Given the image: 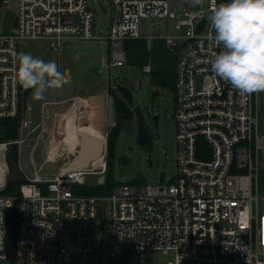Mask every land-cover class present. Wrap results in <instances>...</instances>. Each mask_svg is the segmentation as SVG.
Here are the masks:
<instances>
[{"label": "built area", "instance_id": "obj_1", "mask_svg": "<svg viewBox=\"0 0 264 264\" xmlns=\"http://www.w3.org/2000/svg\"><path fill=\"white\" fill-rule=\"evenodd\" d=\"M13 1L14 31L0 32V120L20 115L18 41L46 40L55 52L66 41L105 43L112 49L105 63L111 69L125 65V41L159 38L141 34L143 20L176 17L169 0H97L108 12V30L98 35L87 0ZM220 2L209 0L206 9L201 3L197 9L184 8L176 25L183 35L162 38L170 50L176 48L175 40L183 41L174 83V177L165 183L164 174L153 185L118 183L108 195H86L79 189L88 176H104L105 157L97 164L64 166L52 177L38 175L32 159L33 174L28 176L18 158V192L7 195L6 155L12 145L20 148L22 140L1 143L5 171L0 172V190L5 191L0 194V264H7L6 213L11 208L16 215L14 264H90L96 220H105L106 226L102 264H147L155 252L172 256L157 264H264V211L259 208L264 197L257 180L264 172V98L261 91L235 89L211 69L221 48L209 17ZM141 71L149 74L150 62ZM60 85L58 76L49 78L48 88ZM58 106L66 110L55 114L50 133L43 120L37 125L32 150L45 139L47 156L58 149L68 156L69 117L74 114L76 126L82 119V102L76 97L41 102L46 117Z\"/></svg>", "mask_w": 264, "mask_h": 264}, {"label": "rangeland", "instance_id": "obj_2", "mask_svg": "<svg viewBox=\"0 0 264 264\" xmlns=\"http://www.w3.org/2000/svg\"><path fill=\"white\" fill-rule=\"evenodd\" d=\"M209 0H200L201 9H206ZM87 6L93 13L94 30L98 35H104L108 30V12H103L99 7V1L87 0ZM184 8L197 9L198 4H193V0H169V9L174 12L175 19H145L141 22V34L152 37L158 35L159 38L170 36L173 38L183 35V30L176 29L178 20L182 17ZM15 2L8 1L6 5L0 7V30L2 32H13L15 25ZM150 27L147 32L146 27ZM147 44V42H146ZM183 41L175 40V49L179 50ZM147 50L155 52L157 45L149 42ZM18 53H31L37 56H60L66 68V74H58L64 82L61 88H47V95H39L37 89L31 87L27 96L30 102H41L44 100H61L72 94H81L78 87L85 86L88 82L97 79L106 81L108 73L114 81H119L121 86L129 88L132 92L134 103L137 105L140 115L147 120L149 132L152 135V145L149 151H144L136 143V115L131 122L121 130L113 152V162L111 168L113 183L137 182L136 184L153 185L158 183L159 176L165 174V183H168L175 175V124L173 118V91L166 86H155L150 82L149 75L141 71V68L127 65L121 68L108 70L103 65L111 60L112 49L105 43L98 41L79 42L68 41L62 44L60 52L53 51L48 41L21 40L17 43ZM169 50V47H167ZM181 54L187 51V47L182 48ZM172 54V53H171ZM170 58H173L172 55ZM167 66V65H166ZM56 75V74H52ZM50 75V76H52ZM49 76V77H50ZM88 80V82H86ZM114 87L113 81L110 82ZM118 84V85H119ZM264 98V91L261 90ZM157 125V126H156ZM50 128V124L48 125ZM88 136L91 137L89 134ZM40 148V147H39ZM42 149V148H41ZM68 156L69 153H68ZM16 157V156H15ZM34 164L38 170V175L52 177L62 166L63 160H49L43 162L40 151L33 155ZM149 158V161L147 159ZM151 163V166H149ZM96 176H88L83 186H91L95 183ZM259 196L264 197V172L260 171L257 176ZM7 195H16L15 187L12 186ZM260 211H264V202H260ZM105 220L94 222L91 229V253L90 264H102L106 252V226ZM147 264L160 263L172 260L171 253L163 255L160 252L153 253L147 257Z\"/></svg>", "mask_w": 264, "mask_h": 264}, {"label": "clouds", "instance_id": "obj_3", "mask_svg": "<svg viewBox=\"0 0 264 264\" xmlns=\"http://www.w3.org/2000/svg\"><path fill=\"white\" fill-rule=\"evenodd\" d=\"M209 18L221 48L211 60L212 71L241 92L264 90V0H221ZM52 74H66L60 56L18 54L15 75L22 86L43 81L37 93L47 95Z\"/></svg>", "mask_w": 264, "mask_h": 264}, {"label": "crops", "instance_id": "obj_4", "mask_svg": "<svg viewBox=\"0 0 264 264\" xmlns=\"http://www.w3.org/2000/svg\"><path fill=\"white\" fill-rule=\"evenodd\" d=\"M0 4H1V6L6 5V4L3 5L1 3V1H0ZM15 16H16V6H15ZM14 22H15V19H14ZM14 27H15V25H13V28ZM150 29L151 28L149 26L146 27L147 32H149ZM0 32H2V31L0 30ZM3 33H12V32H3ZM142 39H144L145 42H147V44H149V42H154V41H163V44L165 45V47L167 49L165 41L162 38H154V39H150L148 41L145 38H142ZM66 42H68V41H66ZM71 42H74V41H71ZM147 44H146V48L149 47V45H147ZM61 47H62V45H61ZM61 47H60V49H61ZM60 49L57 52H60ZM175 50H174V53H175ZM168 51H171V50L169 49ZM172 53H173V51H172ZM177 54H178V50H177ZM170 62H171V60L168 61V63H170ZM103 66H104V68H106L105 65H103ZM114 68H111V69L106 68V69L113 70ZM116 68H121V67H116ZM175 69H176V64H175V68H174V73H175ZM52 76H58V78L61 81V85L58 88H61L64 85V82L61 79V77L58 74L52 75ZM114 80L115 79L111 78L109 73H108L106 81L103 78L102 79H97L96 78V80L91 81V82H88V80H87L86 82H88V83L85 86L78 87V90L81 92V94H72V95L66 97V98H75L76 97L79 100H81L82 106L80 107V111H81V114H82V119L79 121L78 125H80V126H85V125L89 126L90 125L94 129V131H96L98 134L103 136L104 145H103L101 156H103L105 158L107 156V137H108V134H109L110 130L113 129L114 126H119L121 128V130H122V129L125 128L126 124L131 122L130 120L125 122L124 118H123L121 125L114 124L110 128H108L106 126L105 118H106V101H107V98L111 97L112 98V102H113V93H112V91H115L117 93V95L119 97H121L120 96L121 92L117 88L118 87L117 85L119 84V81L116 82ZM111 81H113L114 87L111 86V84H110ZM40 83H43V81H40L36 85L30 86V87H24V86L21 85V89H23V97H22V101H21V110H20L19 119H17V120L15 119L17 121V136H16L15 139L20 137L21 140H22V145H21L20 148H18V146H16V145H12L10 147L9 151L11 152V148H14V152H15V155H16L15 158L17 159V163H18V158H21V157H24V159H25V161L27 163H30L31 159H32V161L34 163L33 155H34V153L36 151H40V155L43 157V162L44 163L48 162L49 160L62 159L63 160V164L58 169V171L61 168H63L64 166L76 167V166H79V165L82 166V165L87 164L88 162L85 163V162H82V161H77L76 157L78 156V153L80 151L79 142L74 145L73 150L68 149L70 156H64V155L61 156V154H62V150L61 149H58L56 152H54V153L50 154L49 156H47L48 155L47 154L48 150H47V146L45 144L46 143L45 139H44L43 143L41 142L40 144H38L32 150V148L34 147V144H35L36 136L38 134L37 125L40 124L41 121L43 120L44 123H46V131H47V133H50L51 132V126L53 124V118L55 117V114H61V113L65 112V110H66V109H64L65 108L64 106H58L57 108H52L50 110L49 114H48V117H46V114L43 113V111L41 109V102H43V101H41L40 103L39 102L32 103L29 100H27L28 96L26 94H27L28 90L31 87H34L35 89H37L40 86ZM174 83H175V74H174ZM174 83H173V89H172V91H173V102H174ZM110 90H112V91L110 92ZM129 91H130V95L132 97V92H131L130 89H129ZM66 98H64V99H66ZM49 101H56V100H49ZM132 101L133 102H132L130 110L133 111V117H134L137 114L136 112L138 111V108H137V105L134 103L133 97H132ZM88 108H89V110L87 111ZM87 112H88V114H87ZM115 114L118 115L117 113H115ZM141 117H142V120H143L142 121L143 125L147 129V132H148L149 138H150L149 148H147V150L143 149L144 151L147 152V151H149V149L151 148V145H152V135L149 132V126L147 124V120L145 119V117H143V115H141ZM70 122L72 124V127H74L75 118L71 119V121L68 122L67 126H69V127H71L69 125ZM47 123H48V125L50 124V128H48ZM69 127H68V130L66 132L67 135H68V133H71V132H69ZM80 129H81V127H80ZM82 129L80 131H82ZM84 130L85 129H83V132H84ZM120 132H119V134H120ZM71 135L75 136V134H72V133H71ZM78 137L80 138L81 136H78ZM47 140H48V138H47ZM136 140H137V137H136ZM65 142H66V138H65ZM66 144H67V142H66ZM92 145H93V147H96V144L94 142L90 146H92ZM46 157H48L47 160H45ZM97 162H99V160L95 161L96 164H97ZM35 169L37 170L36 166H35ZM37 173H38V170H37ZM98 177L99 176L95 177V183L96 184H97Z\"/></svg>", "mask_w": 264, "mask_h": 264}, {"label": "trees", "instance_id": "obj_5", "mask_svg": "<svg viewBox=\"0 0 264 264\" xmlns=\"http://www.w3.org/2000/svg\"><path fill=\"white\" fill-rule=\"evenodd\" d=\"M1 7V4H0ZM157 45L155 52L152 50L148 51L146 48V42L144 39L138 40H129L123 43V48L126 54V64L142 68L147 62L151 63V71L149 74V79L152 84L155 86H166L169 89H173L174 83V68L177 61V49L175 53L171 54L163 44V41H154ZM153 42V43H154ZM172 55L173 58H170L169 55ZM167 65V66H166ZM118 89L121 92V97L117 95L115 91L113 93V108L115 113L124 115V121H131L133 117V111H131L132 97L130 91L127 87L117 85ZM136 137L137 145L147 150L149 148V134L147 129L143 125L142 117L139 113L136 114ZM123 121V122H124ZM121 128L119 126H114L110 130L107 137V156L105 158L106 170L104 174L103 184H92L91 186H82L79 189V192L86 195H108L110 194L112 188L118 184L112 182L111 168L113 162V152L116 148L117 138ZM17 136V121L14 119H4L0 120V144L14 140ZM13 157H15L14 148H11ZM137 183V182H130ZM12 186H9L6 189V192L11 189ZM262 192H264L262 190ZM7 238H6V252H7V264H14V237H15V224H16V215L14 209H9L7 211Z\"/></svg>", "mask_w": 264, "mask_h": 264}, {"label": "water", "instance_id": "obj_6", "mask_svg": "<svg viewBox=\"0 0 264 264\" xmlns=\"http://www.w3.org/2000/svg\"><path fill=\"white\" fill-rule=\"evenodd\" d=\"M99 7L102 9L103 12H105L106 10L103 9L102 5L99 4ZM205 23V20H201L199 22V24L196 27V33H199L201 31V29L203 28ZM124 118V115L122 114H118L116 115L113 109V102H112V98L108 97L107 101H106V118H105V123L106 126L108 128H110L111 126H113L114 124L117 125H121L122 124V119ZM6 159H7V163H8V169L9 172L7 174L6 177V187L8 188L9 186H14L16 191L18 192V186L20 184V175H19V169H18V163H17V159L15 157L12 156V154L8 153L6 155ZM147 161H149V158L147 159ZM5 158H4V154H3V149L0 148V172L3 173V171H5ZM21 163V169L28 175V176H32L33 172L31 167L29 166V164L25 161L24 157H21L20 160ZM149 166H151V163H149ZM164 178V173H162L159 176L158 181L162 182ZM104 176L101 175L98 177L97 179V184H103L104 182ZM5 190H0V194L3 193Z\"/></svg>", "mask_w": 264, "mask_h": 264}, {"label": "bare ground", "instance_id": "obj_7", "mask_svg": "<svg viewBox=\"0 0 264 264\" xmlns=\"http://www.w3.org/2000/svg\"><path fill=\"white\" fill-rule=\"evenodd\" d=\"M88 110L89 108L87 109V111ZM73 115L74 114L72 113L69 118L73 119L74 118ZM69 125L71 126L69 127V132H71L72 134H75V136L71 135V133H68V135L66 134L67 135L66 142H67L68 149L70 150H73L74 145L79 142L80 151L78 153V156L76 157L77 161H82L85 163L86 162L94 163V161L99 160L102 157L101 153H102V149L104 145L103 136L98 134L96 131H94V129L90 125L89 126L88 125H85V126L74 125V127H72L71 122L69 123ZM80 127L81 129L82 128L85 129L84 132H83V129L82 131H80L81 130ZM89 134L91 135V137L88 136ZM78 136H81V137L79 138ZM66 142L64 143L66 144ZM93 142L96 144V147H93V145L90 146Z\"/></svg>", "mask_w": 264, "mask_h": 264}]
</instances>
